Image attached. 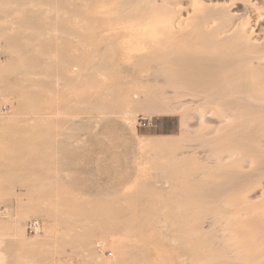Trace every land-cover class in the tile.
<instances>
[{"label": "rangeland", "instance_id": "1", "mask_svg": "<svg viewBox=\"0 0 264 264\" xmlns=\"http://www.w3.org/2000/svg\"><path fill=\"white\" fill-rule=\"evenodd\" d=\"M170 1L213 56L264 63V4ZM98 7L0 0V264H197L203 211L221 200L248 207L236 227L264 232V107L251 108L252 120L191 119L186 129L193 110L145 105L159 84L131 76L120 49L102 85ZM235 18L244 26L238 35L216 38ZM247 70L242 82L255 77L264 89V65ZM233 145L247 150L218 158Z\"/></svg>", "mask_w": 264, "mask_h": 264}, {"label": "bare ground", "instance_id": "2", "mask_svg": "<svg viewBox=\"0 0 264 264\" xmlns=\"http://www.w3.org/2000/svg\"><path fill=\"white\" fill-rule=\"evenodd\" d=\"M201 2L205 1H192L194 5ZM255 2L264 4V0ZM173 3L170 0H99L97 43L100 63L95 67L102 85L107 86L114 77L117 63L114 55L120 49L122 60L132 62L131 76L144 79L147 86L159 84L156 94L141 100L145 105L161 111L193 110V114L183 118L186 129L191 119H196L200 126L210 123L213 117L219 118L217 124L245 116L252 120L254 115L251 108L264 107V89L255 77L248 83L241 79L248 73L247 67L253 66L256 71L264 65L259 62L260 57L237 59L213 56L203 48V42H196L194 30L186 32L181 27L187 20L167 8ZM177 3H181V0ZM243 27L235 18L230 24L217 27L214 34L216 38L220 36L228 40L238 35ZM87 31L89 33L90 27ZM116 44L119 47H115ZM108 45L110 62H106ZM262 46L264 51V44ZM217 132L219 127L203 133L205 141L207 136ZM227 138L231 141L229 136H225L226 142ZM260 145L264 147V143ZM233 149L236 154L247 150V147H224V152L230 153H218V158L225 160L233 155ZM233 190L239 192L240 189ZM208 196L216 197L217 193L210 192L203 198ZM244 205L242 202L227 203L221 200L204 209L203 213L208 216L202 232L206 237L204 241L199 239L196 242L199 256L203 252L205 258L200 256L197 264H264L262 228L236 227L248 215V207Z\"/></svg>", "mask_w": 264, "mask_h": 264}, {"label": "built area", "instance_id": "3", "mask_svg": "<svg viewBox=\"0 0 264 264\" xmlns=\"http://www.w3.org/2000/svg\"><path fill=\"white\" fill-rule=\"evenodd\" d=\"M31 230L37 231L40 229L39 223L34 221L33 223H31Z\"/></svg>", "mask_w": 264, "mask_h": 264}]
</instances>
